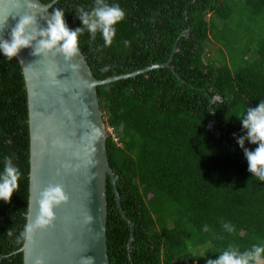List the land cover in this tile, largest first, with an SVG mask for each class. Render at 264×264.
<instances>
[{"label":"trees","instance_id":"1","mask_svg":"<svg viewBox=\"0 0 264 264\" xmlns=\"http://www.w3.org/2000/svg\"><path fill=\"white\" fill-rule=\"evenodd\" d=\"M106 3L118 4L125 19L115 26L110 47L103 46L99 32L95 39L87 30L79 36L94 76L164 63L176 45L171 66L180 77L159 68L97 87L103 122L111 129L110 166L135 227L132 263L206 264L229 246L244 251L264 245V181L248 171L237 143L247 134L239 117L264 100V0ZM93 5L94 0H59L51 10L62 9L74 30L82 27L75 10ZM187 29L189 37H180ZM245 147L254 151L258 145L246 140ZM8 157L21 177L10 202L0 201V264H24L20 250L31 184L28 98L18 58L8 60L0 52V173ZM107 193L109 262L131 264V229L110 179ZM226 222L234 232L223 228Z\"/></svg>","mask_w":264,"mask_h":264},{"label":"water","instance_id":"2","mask_svg":"<svg viewBox=\"0 0 264 264\" xmlns=\"http://www.w3.org/2000/svg\"><path fill=\"white\" fill-rule=\"evenodd\" d=\"M59 0H0V38L9 39L11 30L24 14L37 18L42 27ZM180 37H189V29ZM179 37V38H180ZM177 38V41L179 40ZM33 49H21L17 58L22 66L29 113L30 131V206L28 224L38 212L41 192L50 184H60L68 201L55 209L54 224L34 233V242L24 241V264H83L93 257L94 264H110L108 257V182L114 187L120 213L131 229L128 256L132 263L134 223L122 203L118 177L112 170L106 149V124L99 105L97 87L135 77L153 69L169 68L172 56L164 63L108 78L97 79L86 56L71 62L61 55H32ZM76 65V67H73ZM219 100L215 97L211 100ZM214 123L210 125L213 128Z\"/></svg>","mask_w":264,"mask_h":264},{"label":"clouds","instance_id":"3","mask_svg":"<svg viewBox=\"0 0 264 264\" xmlns=\"http://www.w3.org/2000/svg\"><path fill=\"white\" fill-rule=\"evenodd\" d=\"M77 18L82 27L70 29L64 18L62 9H54L46 20L47 27H42L37 18L31 14L19 17L18 23L12 28L10 38H0V52L8 60L16 58L21 49H33L32 55L41 56L47 53L61 55L65 61L71 62L80 54L79 36L85 30L95 39L99 32L104 40V47H110L116 35V25L125 19V12L118 4L109 5L106 0H94L91 10L83 6L76 10ZM127 46L128 41L124 42ZM76 67V65H73ZM108 67L101 68L107 71ZM246 135L237 138V143L243 149L248 161V171L264 181V100L255 108L248 107L246 113L239 117ZM111 132L109 127H106ZM257 144L252 151L245 147V141ZM21 173L14 166L11 157L6 158L3 172L0 173V201L10 202L15 191L19 189ZM68 201V196L60 184H50L40 194L38 212L35 219L25 226L22 236L30 243L37 230L48 228L56 219L55 209ZM223 228L232 233L235 228L230 223H224ZM208 231V226H204ZM9 234L11 232L9 231ZM83 264H94L93 257H83ZM36 264H44L43 258ZM206 264H264V245L254 244L250 249L240 251L237 247L229 246L219 254L217 259H207Z\"/></svg>","mask_w":264,"mask_h":264},{"label":"rangeland","instance_id":"4","mask_svg":"<svg viewBox=\"0 0 264 264\" xmlns=\"http://www.w3.org/2000/svg\"><path fill=\"white\" fill-rule=\"evenodd\" d=\"M209 48L210 49H212L213 51H214V49H213V47L212 46H209ZM215 52V51H214ZM216 54V53H215ZM108 132H109V130L108 129H106V134H108Z\"/></svg>","mask_w":264,"mask_h":264}]
</instances>
